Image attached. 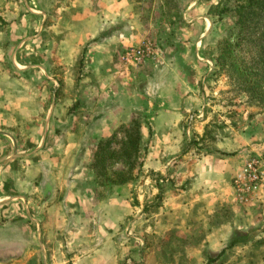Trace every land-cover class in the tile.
Masks as SVG:
<instances>
[{"label": "crops", "instance_id": "0c3cea01", "mask_svg": "<svg viewBox=\"0 0 264 264\" xmlns=\"http://www.w3.org/2000/svg\"><path fill=\"white\" fill-rule=\"evenodd\" d=\"M205 5L191 1L175 39L127 67L119 54L153 37L148 0H0V264H206L232 243L264 264V168L247 203L232 189L264 124L204 136ZM136 116L140 166L102 186L93 151Z\"/></svg>", "mask_w": 264, "mask_h": 264}, {"label": "trees", "instance_id": "16d2710c", "mask_svg": "<svg viewBox=\"0 0 264 264\" xmlns=\"http://www.w3.org/2000/svg\"><path fill=\"white\" fill-rule=\"evenodd\" d=\"M207 15L213 25H224L222 30L227 33L213 50L217 73L225 75L245 104L264 114V0H219L209 7ZM214 129L204 134L209 141L214 140ZM142 157L141 122L136 116L128 127L119 128L116 135L98 143L91 167L99 184L119 186L132 180ZM233 246L208 255L206 264L216 263Z\"/></svg>", "mask_w": 264, "mask_h": 264}, {"label": "rangeland", "instance_id": "374dc122", "mask_svg": "<svg viewBox=\"0 0 264 264\" xmlns=\"http://www.w3.org/2000/svg\"><path fill=\"white\" fill-rule=\"evenodd\" d=\"M191 1L195 0H148V5L150 7L147 11L151 13V33L153 37H148L147 39L154 41L156 46V40L161 39L160 36H162V33H164L165 36L168 35L167 37L169 38L172 36L175 39L176 31L186 25L183 20V15L185 9L189 7ZM218 1L219 0H217L216 3ZM205 4L206 5L204 7L207 9L206 12H208L209 7L213 3L209 4L205 0ZM206 17L209 21V34L211 37L210 43L204 45L203 52L202 54L200 53V59L205 63L204 65H206V69L208 70L199 82V91L203 97L202 103L204 105V115L202 114V116H206L208 119V130L212 131L216 127L222 128L225 127V125H229L232 128H239L244 126L247 121L249 122L255 117L261 118L264 124V114H262L257 107H250L245 104L243 97L237 96L234 93L233 86L225 75L217 73V69L213 61V58L215 57V51L213 50L217 41L227 36V33L222 30L224 25L221 23L213 25L212 19L208 15ZM170 43L171 41H169V44ZM195 113L196 112L191 114L197 115ZM137 119L141 121L140 117H137ZM262 151L255 156H259ZM258 230L261 231L260 228H258ZM246 236L248 235L246 234ZM237 237L239 240H242L244 235L239 233L237 234ZM192 241L193 243L197 242L196 239H193ZM190 243V239H186L184 246L186 244L187 249L193 247L194 244ZM243 247L244 246L242 244L230 249L225 252L224 256L219 261L213 264H244L242 257L244 254ZM207 256L208 255H205V259ZM230 260L232 261L230 262ZM198 263L203 264L201 261H198ZM252 263L256 264L259 262L253 261ZM166 264H195V262L181 257L176 260H166Z\"/></svg>", "mask_w": 264, "mask_h": 264}, {"label": "built area", "instance_id": "2783aa9c", "mask_svg": "<svg viewBox=\"0 0 264 264\" xmlns=\"http://www.w3.org/2000/svg\"><path fill=\"white\" fill-rule=\"evenodd\" d=\"M156 56V47L152 40L145 39L140 45L130 47L119 54V62L127 67L139 66ZM198 116L189 114L186 118V128L189 131ZM264 168V149L259 156L248 159L241 171L233 179L232 189L239 203H247L262 182Z\"/></svg>", "mask_w": 264, "mask_h": 264}]
</instances>
